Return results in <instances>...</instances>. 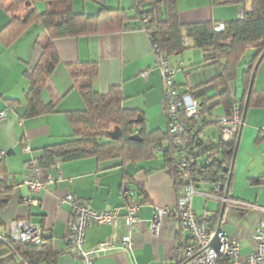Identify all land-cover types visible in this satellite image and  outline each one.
I'll return each mask as SVG.
<instances>
[{"label":"crops","instance_id":"obj_1","mask_svg":"<svg viewBox=\"0 0 264 264\" xmlns=\"http://www.w3.org/2000/svg\"><path fill=\"white\" fill-rule=\"evenodd\" d=\"M64 2L65 0H0V112L8 108L13 110L0 122V153L6 154L5 157L0 155V231L7 234L12 222L29 221L41 227L44 238L51 242L57 255L56 264H76L74 249L68 238L69 226L74 220L73 209L62 203V200L67 195H73L77 200L91 204L99 212H108L117 207H125L128 203L125 194L130 191L134 194V202L141 205V223L133 231V251L101 252L95 256L96 263L176 264L183 258L188 233L179 223L170 219L164 220L158 235L151 231L155 210L176 205L183 192L181 186L174 184L166 169L165 156L160 151L152 161L128 163L122 167H117L120 165L119 161L99 163L95 159L60 164L47 171L55 182L36 196L39 205L28 207L24 204V200L31 197L30 190L23 185L27 175L26 163L33 156L40 158L46 148L69 140L72 128L67 114L86 110V103L69 74L68 65L96 63L100 74L94 82L95 91L108 95L112 88H118L124 98V109L141 113L149 132L159 130L164 134L168 133V120L161 113L163 79L150 38L139 29V22L135 19L132 0H73L70 3L74 13L88 17L98 16L103 8L125 11L132 20L128 23L131 30L55 41L54 47L59 54L60 64L41 96L43 105H55V113L40 116L36 110L29 109L27 94L31 84L27 74H31L36 68L48 41L47 34L42 24L34 23L7 46L6 32H2L13 17L57 13L64 9ZM14 4H18L21 13L7 12L6 9ZM250 5L249 0L246 7L249 8ZM178 8L183 25H225L237 21L244 10L239 5L214 6L212 0H178ZM255 52L254 49L248 50L245 62L250 61ZM208 55L200 50H190L169 58L173 66L183 67V72L176 77L177 85L182 91L190 89L201 105L214 101L218 96L214 81L222 72L220 62H206ZM244 70L242 68L239 71L236 81L231 85L239 100L243 98ZM145 71L149 75L144 79L141 75ZM254 87L257 92L264 91V60L258 69ZM230 112L228 106L222 104L215 108L212 115L220 117ZM263 128L264 109L249 110L242 128L238 160L241 159L242 163H245L247 157L252 160V165L245 174L247 192L251 191V194H236L234 180L238 177L239 164L237 167L235 164V190L232 187L231 199L243 202L247 195V199L252 201L249 204L264 209ZM204 141L210 147L218 146L220 140L217 129L206 131ZM163 145L164 148L168 147L167 143ZM25 146L31 147L33 155L24 152ZM218 159L221 161V156ZM60 172L63 180H60ZM255 179H260V184H254ZM140 189L143 197H140ZM200 190L207 191L205 186H201ZM209 200L211 199L201 196L194 198L193 210L196 215L206 219L209 228L220 227L227 235L238 239L242 245L241 252L247 243L250 245L248 248L252 249V237L263 220L262 214H243L228 206L223 221L226 218L231 222L235 217L254 221L250 230L240 228L241 230L229 232L223 227V221L219 225L223 205L219 202L220 208L214 210L208 203ZM111 234L112 229L109 227L90 229L87 232V248L93 249L108 241ZM16 262L23 264L21 259H16Z\"/></svg>","mask_w":264,"mask_h":264},{"label":"trees","instance_id":"obj_2","mask_svg":"<svg viewBox=\"0 0 264 264\" xmlns=\"http://www.w3.org/2000/svg\"><path fill=\"white\" fill-rule=\"evenodd\" d=\"M72 1L65 0L64 9L57 13L46 12L37 16L29 14L24 17H13L2 32H6V44L9 46L31 24L40 23L44 27L48 38L47 44L43 48L36 68L31 74H27L31 84L27 94L29 109L36 110L37 115L40 116L54 114L56 110L54 104L45 106L41 102L42 93L54 70L60 64L59 54L54 47L55 41L131 30L128 23L132 20L125 11L103 8L98 16L88 17L74 13L70 6ZM248 1L212 0L214 6L244 7L242 19L225 24L224 31L216 32L214 30L216 24L183 25L180 21L178 0H132L139 29L148 34L151 43L158 46L160 52L166 53L170 58L183 55L190 50H200L209 54L206 62L221 63V76L214 81L218 96L214 101L201 105L202 115L205 118L212 117L215 108L222 104H226L230 110L239 105L244 113L255 68L264 54V0H250L251 5L247 8ZM6 10L12 13L11 7ZM15 13H21V9ZM144 19H147V23H144ZM250 49L256 52L250 61L245 62L246 53ZM242 68H245L242 82L243 98L239 100L237 96L233 97L230 89ZM68 71L82 93L86 110L67 114L72 136L67 141L46 148L42 156L36 158L40 167L48 171L60 164L87 159H95L99 163L119 161L120 165L117 167H122L128 163L152 161L160 151L165 156L166 169L174 184L177 187L181 186L175 168L174 149L169 132L166 134L159 130L149 132L141 113L124 109V98L118 88H112L108 95L95 91L94 82L100 74L96 63L68 65ZM252 109H264V91L257 92L254 86L248 111ZM112 126L122 130V136L117 141L109 136ZM205 133L206 131L201 144L203 150L221 156L222 160L217 159V162L206 171L202 181L211 185L217 184L218 194L223 196L224 193L220 188L228 183V171L233 165L238 136L229 143H219L218 146L210 147L204 141ZM137 135L140 140H131ZM164 143L168 144L167 148H164ZM233 178L234 170L229 198H231ZM260 182V179L253 181L256 185ZM139 192L140 197H143V191L140 189ZM16 259H21L23 264H56L57 255L53 251L51 242L44 236L40 246L21 243H11L10 246H6L0 242V264H17Z\"/></svg>","mask_w":264,"mask_h":264},{"label":"built area","instance_id":"obj_3","mask_svg":"<svg viewBox=\"0 0 264 264\" xmlns=\"http://www.w3.org/2000/svg\"><path fill=\"white\" fill-rule=\"evenodd\" d=\"M243 18V12L239 19ZM147 23V19H144ZM216 32L225 30V25L214 26ZM157 65L164 84V99L161 103V113L168 120V132L174 149L175 168L182 187V194L176 205L167 208H157L153 215L151 231L158 235L164 220L170 219L179 223L188 233L183 258L176 264H264V209L254 205L226 198L218 194V185L203 182L202 178L218 159L213 153H206L202 148L204 132L215 128L219 134L220 143H229L239 134L243 125L241 106L236 105L230 114L220 117L205 118L202 115V106L192 95L190 89L182 91L176 83V77L183 72L182 65L173 66L169 56L160 52L158 46L153 45ZM148 71L142 73L147 78ZM230 93L236 97L231 88ZM11 108L0 112V122L5 120ZM264 133V128L262 129ZM24 152L33 155L30 146L24 147ZM5 157V153H0ZM27 175L23 185L28 187L31 197L24 200L28 207L39 205L36 196L45 192L55 180L43 170L33 156L26 163ZM60 180H63L60 172ZM205 186L207 191L200 190ZM209 188H212L209 191ZM222 192V191H221ZM128 203L123 208H114L108 212H99L91 204L77 200L73 195H67L62 203L73 209L74 220L68 231L69 242L74 249L76 264H97L95 256L101 252L123 251L131 253L134 248L133 231L140 225L139 214L141 205L134 202V194L126 192ZM196 196L205 199H215L222 205L233 206L245 211H256L262 214L263 220L259 223L253 237V252L242 255L241 242L227 235L220 227L211 229L207 220L199 218L193 210V201ZM109 227L112 234L108 241L99 244L93 249L87 248V232L90 229ZM218 241L220 248L214 243ZM0 242L6 246L11 243H21L30 246H40L43 243L41 227L29 221H14L9 225L7 234L0 231Z\"/></svg>","mask_w":264,"mask_h":264},{"label":"rangeland","instance_id":"obj_4","mask_svg":"<svg viewBox=\"0 0 264 264\" xmlns=\"http://www.w3.org/2000/svg\"><path fill=\"white\" fill-rule=\"evenodd\" d=\"M11 7V9H12V12L13 13H15V12H18L19 11V8H18V4L16 5V4H14V5H11L10 6ZM251 52V51H250ZM249 52V53H250ZM249 57L248 58H250L251 57V54H249L248 55ZM114 129H115V127L114 126H112L111 127V131H114ZM241 143H242V139H241V141H240V147H239V150H238V154H237V158H236V167H237V164H239V173H238V177L236 178V180H234V186L236 185V187H237V193L236 194H238V193H240V192H243L244 194H243V196L247 193L248 195H250L251 194V191L250 192H247V190H248V188H247V186H246V183H247V180H246V176H245V174H246V171H247V168H249L251 165H252V160L251 159H249L248 157H247V159L245 160V163L243 162H241V159L240 160H238V156H239V151H240V149H241ZM263 159H264V152H263ZM261 160V159H260ZM259 163L260 164H262V162L261 161H259ZM257 164H258V162H257ZM242 166H243V168H242ZM242 170H243V173L244 174H242ZM241 173V174H240ZM232 187H233V185H232ZM235 187V188H236ZM246 189V190H245ZM235 189H234V187H233V191H234ZM254 193V192H253ZM238 196V195H237ZM242 198H244V197H242ZM248 197H247V195H246V197H245V199H243L244 201L243 202H246V203H248V202H252V201H249L248 199H247ZM254 202V201H253ZM208 203H210V206H211V208H213L214 210H218L219 208H220V204H219V201H217V200H215V199H211V200H209L208 201ZM249 204V203H248ZM231 209H234V210H236V211H239V212H241V213H243V214H257L258 212H256V211H245V210H242V209H238V208H235V207H233V206H229ZM217 212V211H216ZM241 220V221H240ZM237 219L236 217L234 218V220L233 221H229L228 222V220H226V218L224 219V221H223V227L227 230V231H229V232H232V231H237V230H241L240 228H242L243 230H250V228H251V225H252V223L254 222V221H252V219H250V218H244V219ZM248 247H250V245H249V243H247V244H245V247H244V249H243V252H242V255L243 256H246V255H249V254H251L252 252H253V248L252 249H250V248H248Z\"/></svg>","mask_w":264,"mask_h":264},{"label":"water","instance_id":"obj_5","mask_svg":"<svg viewBox=\"0 0 264 264\" xmlns=\"http://www.w3.org/2000/svg\"><path fill=\"white\" fill-rule=\"evenodd\" d=\"M263 59H264V54L261 56V58L258 61V64H257V66L255 68V71H254V74H253V78H252V81H251V84H250V87H249V91H248V94H247V100H246V103H245V109H244V113H243V125H244V122H245L246 115L248 113L249 99H250V96H251V93H252V89H253V86H254V78H255L256 72H257L260 64L262 63V60ZM243 125H242V127H241V129L239 131L238 140H237V147H236L235 154H234L233 165H232L231 169L228 171L229 172L228 183L226 185H223L220 188V190L225 193V197L226 198H228L229 197V194H230L231 182H232V176H233V170H234V166L236 164V158H237L238 150H239V147H240V140H241ZM109 136L113 140H116L117 141L122 136V130L119 127H116L114 131L109 132ZM131 140L138 141V140H140V137L137 135V136L132 137ZM226 208H227V206L223 205V207L221 209L220 217H219V225L222 224V221H223V218H224V214H225ZM214 246L216 247L217 250H219L220 245H219L218 241H216L214 243Z\"/></svg>","mask_w":264,"mask_h":264}]
</instances>
